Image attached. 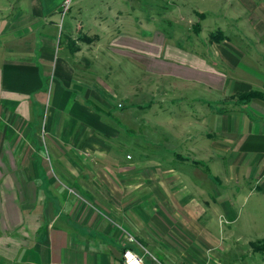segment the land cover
<instances>
[{
  "label": "crops",
  "instance_id": "obj_1",
  "mask_svg": "<svg viewBox=\"0 0 264 264\" xmlns=\"http://www.w3.org/2000/svg\"><path fill=\"white\" fill-rule=\"evenodd\" d=\"M64 1L0 5V264H123L125 248L145 254L149 264L151 256L164 264H223V251H210L232 238L220 241L216 223L224 229L236 220L231 198L264 194V97L237 98L252 91L264 96V1H245L253 16L244 47L224 37L193 49L160 28L117 30L116 37L110 31L112 57L206 91L203 109L186 128L163 127L161 134L145 120L146 109L139 126L134 107L114 111L119 122L95 109L81 42L108 32L90 21L103 19L96 12L70 14L63 33ZM86 2L76 0L79 12ZM10 8L18 12L6 24ZM86 18L92 37L84 33ZM90 82L96 89L97 78ZM46 97L49 111L40 125ZM97 133L126 138L112 156ZM137 136L148 147L138 156ZM125 148L132 150L129 159Z\"/></svg>",
  "mask_w": 264,
  "mask_h": 264
},
{
  "label": "rangeland",
  "instance_id": "obj_2",
  "mask_svg": "<svg viewBox=\"0 0 264 264\" xmlns=\"http://www.w3.org/2000/svg\"><path fill=\"white\" fill-rule=\"evenodd\" d=\"M9 1L12 2V0H0V5H8ZM69 1L67 10H64V5H61V10H59L60 30L64 29L63 33L70 14L95 15L96 12V14H101L103 19L94 21V17H92L89 18L90 21L92 20L93 24L103 25V32H108L103 37L99 36L100 40H95L93 37V43L92 41L81 42L84 47V51H82L84 58L81 60L86 64L84 67L87 70L86 76L87 82H89L86 87L87 95L93 97V100L106 109L113 110V112L118 111V114L122 110L134 107L136 109L135 115H138L137 126L143 124L142 114L146 109L148 117L146 116L145 120L152 124L151 128H159L157 131L160 134L163 127L172 132H175L174 129L186 128V125L191 122L192 116L199 114L203 109V100H205L203 97H206V91L202 86L192 84L194 82H181L175 78L158 77L155 76L156 74L153 76L146 73L138 65L132 68V61L124 55V57L115 56L118 59L112 57L106 47L113 36L110 35V31L114 36H117V30L142 34L143 31L154 32L160 28L165 35L172 37V41L175 39L186 47L201 50L206 42L209 43L211 33H222L230 40L231 44L237 46L243 44L244 47L243 42L246 38L242 35L243 33L248 35L247 32L252 29L250 24H247V20L251 19L253 15L244 8L246 0H87L86 4L83 3L84 10L81 12L77 10L76 0ZM12 8L4 14L3 21L6 24H9L13 19L11 15H16L18 12L16 9L15 13L12 14ZM198 13L205 15L202 20L199 18ZM117 16L123 21L122 23L119 20L117 21ZM89 19L85 23L88 24ZM200 20L201 31L197 35L193 31L192 25ZM82 24L78 22L79 26ZM90 26L91 24H88L84 33L92 37L95 34V28ZM116 26L117 28H115ZM114 36L113 38L116 37ZM189 38H192V40H189ZM63 40L64 34L62 42ZM72 43L75 46L77 45L76 41ZM248 50L249 47L247 46L246 51ZM157 51L159 50L154 49L153 57H157ZM247 60L254 64V60L249 56ZM90 61L92 64L94 62L95 65L88 69L86 66L90 64ZM99 75L101 78H99ZM96 78L99 83L94 89L90 81L96 82ZM47 101L49 102L46 97L44 102L46 114L44 107H42L40 125H44L47 120V111H49ZM144 105H151V107L143 108ZM159 125L163 126L159 127ZM41 128L38 126L39 130ZM42 134L44 135V133ZM94 136L106 142L105 149L110 152L109 155L118 153L116 151L118 140L122 142L126 138L125 134L123 135L124 138L121 136L114 141L109 136L106 137L102 134L97 133ZM136 138V143L133 146L134 151H131L138 156L142 155V147H148L141 138L139 139L138 136ZM46 139L48 140V137L44 135V143ZM166 149L165 147L162 148L163 151ZM131 151L125 148L122 156L129 159L133 155ZM59 152L61 155L64 153L62 149ZM27 154L28 150L27 153H23L24 156H27ZM77 155L80 154L76 153L74 156ZM86 156L95 155L90 153ZM245 193L242 197L231 198L236 220L229 226L224 224V229H220L217 222L213 230L216 237L219 238L222 235L233 240L230 239L231 242L229 243L224 241L223 244L218 243L214 251H210L215 256H218V252L223 251L221 254L223 264H264V253L255 252L253 251L254 248L251 247L252 242L264 241V194H255L249 191ZM205 200L209 202L213 199L207 197ZM219 239L222 241L221 238ZM222 239L224 240V238Z\"/></svg>",
  "mask_w": 264,
  "mask_h": 264
},
{
  "label": "trees",
  "instance_id": "obj_3",
  "mask_svg": "<svg viewBox=\"0 0 264 264\" xmlns=\"http://www.w3.org/2000/svg\"><path fill=\"white\" fill-rule=\"evenodd\" d=\"M198 15H199V18L201 20L205 16L203 13H198ZM201 20L196 22L194 25H192V29L197 35H199L200 31H201V25H200L201 24ZM172 36L174 37L173 34H172ZM224 37L225 36L222 33H219V34L211 33L209 38H210L211 42H221L222 39L223 40L225 39ZM168 38L171 39L172 37H170V35H169ZM85 39H87V38H85ZM189 40H192V38H189ZM72 46L74 48L73 51L77 52L78 48L76 47V49H75V45L73 43H72ZM256 96L264 97L263 95H260V94H258L256 92L252 91V92H248V93L237 95V98L242 100L243 102H249L251 100V98L256 97ZM94 106L96 107L95 109H98V111L104 112V114H106V116H108L110 118H114L115 120H118V122H119V120H121L116 115V113H113V110L106 109L105 107H103V106H101V105H99L97 103H94ZM120 123H121V121H120ZM251 247L254 248L253 251H255V252L264 253V241L259 240V241H256V242H252L251 243Z\"/></svg>",
  "mask_w": 264,
  "mask_h": 264
},
{
  "label": "built area",
  "instance_id": "obj_4",
  "mask_svg": "<svg viewBox=\"0 0 264 264\" xmlns=\"http://www.w3.org/2000/svg\"><path fill=\"white\" fill-rule=\"evenodd\" d=\"M69 0H65L64 3V10H67L69 7ZM62 5V6H63ZM145 254H139L131 248H125L122 253V261L123 264H149L146 261ZM153 264H164L163 261L151 256ZM166 264V263H165Z\"/></svg>",
  "mask_w": 264,
  "mask_h": 264
}]
</instances>
